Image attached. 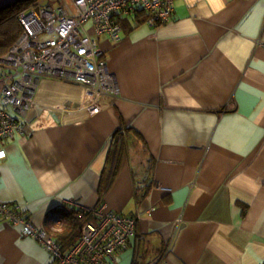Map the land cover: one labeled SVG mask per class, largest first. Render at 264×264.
Segmentation results:
<instances>
[{
	"label": "crops",
	"instance_id": "crops-1",
	"mask_svg": "<svg viewBox=\"0 0 264 264\" xmlns=\"http://www.w3.org/2000/svg\"><path fill=\"white\" fill-rule=\"evenodd\" d=\"M133 16L99 38L119 92L98 112L82 85L40 80L23 133L0 140V200L63 250L79 210L138 215L106 264H154L171 238L167 264H264V0H173L156 27ZM20 231L0 217V264H49Z\"/></svg>",
	"mask_w": 264,
	"mask_h": 264
},
{
	"label": "built area",
	"instance_id": "built-area-1",
	"mask_svg": "<svg viewBox=\"0 0 264 264\" xmlns=\"http://www.w3.org/2000/svg\"><path fill=\"white\" fill-rule=\"evenodd\" d=\"M142 9L145 23L156 27L167 22L173 0H60L44 1L22 11L21 33L0 55V140L23 133L24 118L34 105V93L42 78L78 83L84 87L81 108L93 115L100 109L99 97L116 95L118 82L111 73L98 46L102 35L120 38V18ZM91 23V32L86 24ZM0 149V162L5 158ZM76 241L63 250L45 228L37 227L16 202L0 200V217L21 226L20 233L36 239L51 257L49 264H106L115 260L134 235L138 215L113 210H84ZM173 238L162 249L154 264H167Z\"/></svg>",
	"mask_w": 264,
	"mask_h": 264
},
{
	"label": "trees",
	"instance_id": "trees-1",
	"mask_svg": "<svg viewBox=\"0 0 264 264\" xmlns=\"http://www.w3.org/2000/svg\"><path fill=\"white\" fill-rule=\"evenodd\" d=\"M44 1L60 2V0H12L8 4L0 7V55L7 51L21 33V25L18 19L19 14L25 9L31 6H37ZM133 15V19H135L136 23H142L147 18V14L142 9L136 8ZM119 21L122 27H130L129 24H125L126 21H128L125 20V18H120ZM144 194L145 192H141L136 195L138 196L137 198L140 199ZM79 211L81 213L79 217H77V220L70 224L71 230L79 231L83 220L89 215L84 210Z\"/></svg>",
	"mask_w": 264,
	"mask_h": 264
}]
</instances>
